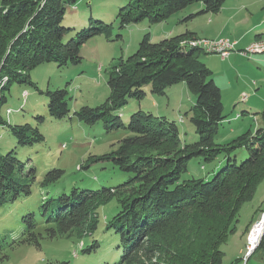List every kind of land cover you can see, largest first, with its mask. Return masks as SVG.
Listing matches in <instances>:
<instances>
[{"label": "trees", "instance_id": "1", "mask_svg": "<svg viewBox=\"0 0 264 264\" xmlns=\"http://www.w3.org/2000/svg\"><path fill=\"white\" fill-rule=\"evenodd\" d=\"M226 1L129 0L117 19L122 27L143 20L156 24L199 2V10L181 19L187 22L220 12ZM78 2L0 0V125L8 127L21 146L41 143L45 136L29 123L10 124L13 108H7L11 113L6 109L8 120L3 117L10 86L16 82L39 90L31 79V69L47 62L59 67L78 64L84 43L113 33L112 23L94 20L75 32L76 26L66 18L68 9ZM195 39L197 33L190 30L158 42L148 33L135 53L113 66L106 101L96 107L83 106L73 116L87 125L102 121L108 132L123 129L130 133L110 152L91 156L94 162L111 161L119 171L117 182L97 190L74 187L69 193H44L39 215L30 212L23 217L24 230L16 243L40 247L43 238L70 237L75 229L90 228L93 233L98 226V220L91 224L93 212L117 199L119 209L106 225L119 237L122 252L118 264H145L157 253L158 264H223V245L236 232L244 204L254 199L264 181V129L249 128L228 142L217 140L227 121L222 90L201 60L211 52L196 45ZM180 82L196 96L190 115L196 141H183L175 121L150 111L140 109L123 120L124 107L131 100H142L147 85L153 95L161 96ZM46 94L51 117L72 116L67 88L48 89ZM192 159L218 163L211 177H196L189 175ZM63 173L62 169L48 171L40 181L42 192L58 191ZM36 180V173L25 172L15 149L0 153V208L30 196L31 183ZM42 226L45 235L38 231ZM94 242L82 252H96L100 243ZM258 253L264 257V235L253 255Z\"/></svg>", "mask_w": 264, "mask_h": 264}, {"label": "rangeland", "instance_id": "2", "mask_svg": "<svg viewBox=\"0 0 264 264\" xmlns=\"http://www.w3.org/2000/svg\"><path fill=\"white\" fill-rule=\"evenodd\" d=\"M128 1L79 0L75 7L68 9L66 22L76 26L75 32L89 27L91 20L112 23L114 28L110 37L98 35L84 43L81 48L83 59L78 64L59 67L55 62H47L31 69V79L37 83L39 90L29 84L20 85L15 82L10 86V91H6L8 100L2 107L3 117L8 120L6 109L13 108L14 111L9 116L10 124L29 123L37 126L45 139L41 143L21 146L12 131L0 125V153L6 154L15 149L25 172L37 175V180L31 183L30 196H21L0 208V264H54L57 261L67 264H118L122 252L118 248L119 237L107 227L119 209L117 199L110 200L93 212L91 224L98 220V226L93 233L90 228L75 229L70 237L43 238L40 247L29 243H16V240L24 230L23 217L30 212L39 215L44 193H69L74 187L97 190L117 182L119 171L113 163L94 162L91 156L110 152L130 133L123 129L108 132L102 121L87 125L73 116V113L83 106L96 107L106 101L110 95L108 80L113 66L122 58L135 53L146 34L150 33L152 41L158 42L186 29H194L200 36L197 38L228 37L239 40L238 47L242 49L256 44L257 50H264V41L251 43L257 39L258 34H262L264 39V0H228L218 13H205L181 22L185 15L195 9L199 10V2H196L163 22L151 24L143 20L122 27L117 15ZM255 54L257 53L238 56L234 64L230 60L224 61L217 53H206L201 57L213 71V78L222 90L227 121L221 126L222 135L218 137V141L228 142L258 124L256 118L252 119L253 115L252 118L250 116L253 114L252 110L241 109L244 104H231L232 98H238L242 89L247 90L245 91L250 98L256 86L252 82L256 80L262 86L261 108H264V60L259 66ZM238 84L241 85L240 89L236 88ZM59 88H67L69 91L71 117L55 119L49 114L50 100L46 91ZM145 89L147 95L142 100H131L124 107V121L133 112L142 109L175 121L180 127L183 141L193 142L198 139V134L190 122L196 96L185 83L168 87L166 95L161 96L153 95L150 85ZM39 116L44 119L41 120ZM217 163L218 161L202 163L199 159H192L189 162V175L211 177ZM54 169L64 170L58 185L59 190L51 188L42 192L40 181L48 171ZM256 203L253 199L244 204L237 224L236 232L239 235L233 233L230 242L223 245V264L247 263L243 261L244 255L238 253L240 236L253 215ZM45 228L42 226L38 231L45 235ZM95 239L100 243L98 250L84 254L83 248L93 246ZM243 249H246V240ZM158 262L159 253L145 260V264Z\"/></svg>", "mask_w": 264, "mask_h": 264}, {"label": "crops", "instance_id": "3", "mask_svg": "<svg viewBox=\"0 0 264 264\" xmlns=\"http://www.w3.org/2000/svg\"><path fill=\"white\" fill-rule=\"evenodd\" d=\"M199 7H201V5ZM215 17L217 18L218 16H215ZM186 30H190V31L196 32L197 33V36H199L198 32L195 31L194 29H186ZM182 32H184V31H182ZM170 34H171V32H170ZM232 40L237 41L236 51H233L228 57H226L223 60L224 61H229L230 60L231 64H234L233 62L236 61L237 57L242 55L241 53L238 52V50H241L242 48L238 47L240 45L239 40H237V39H232ZM255 41H264V39L262 37V34H258L257 39H255L251 43H253ZM255 55H256V57L255 56L254 57L256 58L257 63L259 64V66H261L260 65L261 63L260 62L262 60H264V52H258ZM252 85L253 86L256 85L255 88H253L254 89V92L251 95V97L248 98L247 102H241L242 104H244L241 107V109L246 110L248 108L249 110H252L253 114H250V116L253 115V118H252V116H251V118L252 119L256 118V121L258 122V124L255 127H252L251 126L249 128H252L254 131H256L258 128H263L264 129V108H261L262 107V103H261L262 101H261V95L260 94H261L262 90H260V88H262V86L256 80H254L252 82ZM236 88L237 89L238 88L240 89L241 88V85L238 84V86ZM245 90L242 89V91H240V93H239V96L241 94H243L244 92L247 91V90L246 91ZM239 96H238V98L237 97H233L232 98V103L231 104L233 106H236L237 103L238 104L240 103V97ZM263 107H264V105H263ZM239 115L240 114H238L237 116H239ZM254 201L257 202V203L253 207V210H254L253 211V215L250 217L249 223L246 225L245 230L242 232V236H240V238H241V244L239 245V251H238L239 255H243L244 254V249H243L244 243H245V240H246V243H247V234H248L250 228L253 226V224L255 222H261V223L264 224V181L258 187L257 192H256V195L254 197ZM235 235H239V234H237V232H236ZM231 237L229 238V240H228L227 243L230 242ZM237 264H240V263H237ZM248 264H264V257L262 255H260L259 253L258 254H255L248 261Z\"/></svg>", "mask_w": 264, "mask_h": 264}, {"label": "built area", "instance_id": "4", "mask_svg": "<svg viewBox=\"0 0 264 264\" xmlns=\"http://www.w3.org/2000/svg\"><path fill=\"white\" fill-rule=\"evenodd\" d=\"M196 43H197V40L195 44ZM236 44H237V41H234L228 37H221V38H216V39L207 38V51L211 53H217L221 55L223 59H225L233 51H236ZM238 52L244 56H251L253 53L264 52V50H252L249 45V47H247L246 49L238 50ZM23 95L25 97L28 96V94H23ZM248 98H249L248 93L244 92L241 95L240 102H246ZM7 112L11 113L12 110L8 109ZM263 235H264V224H256L254 231H253V238H251V241L249 242L248 247L244 250L243 261L248 262V259L253 255L258 245L260 244V241Z\"/></svg>", "mask_w": 264, "mask_h": 264}, {"label": "bare ground", "instance_id": "5", "mask_svg": "<svg viewBox=\"0 0 264 264\" xmlns=\"http://www.w3.org/2000/svg\"><path fill=\"white\" fill-rule=\"evenodd\" d=\"M197 40V43L196 45H199L201 46L204 50H207V38H198V39H195L194 40V43L196 42ZM251 49L252 50H257V45L256 44H252L250 45ZM256 224H263L261 222H255L253 224V226L250 228L249 232H248V235H247V243H246V248L248 247V244L249 242L251 241V238H253V231H254V228H255V225ZM247 262V261H246ZM247 264V263H246Z\"/></svg>", "mask_w": 264, "mask_h": 264}]
</instances>
